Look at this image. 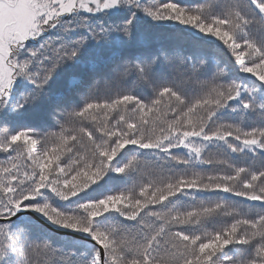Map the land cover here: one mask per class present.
<instances>
[{"label":"snow or ice","instance_id":"snow-or-ice-1","mask_svg":"<svg viewBox=\"0 0 264 264\" xmlns=\"http://www.w3.org/2000/svg\"><path fill=\"white\" fill-rule=\"evenodd\" d=\"M0 264H264V0H0Z\"/></svg>","mask_w":264,"mask_h":264}]
</instances>
